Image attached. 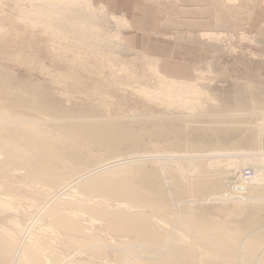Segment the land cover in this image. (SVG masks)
<instances>
[{"label":"rangeland","instance_id":"obj_1","mask_svg":"<svg viewBox=\"0 0 264 264\" xmlns=\"http://www.w3.org/2000/svg\"><path fill=\"white\" fill-rule=\"evenodd\" d=\"M0 27V83L62 111L22 107L17 121L55 123V139L64 123L130 129L107 153L92 146L72 175L136 161L151 183L129 209L80 184L54 196L0 145L3 264L153 262L163 241L188 251V264H264V0H0ZM119 212L162 236L154 254L102 216ZM207 231L226 235L233 259L201 247Z\"/></svg>","mask_w":264,"mask_h":264},{"label":"bare ground","instance_id":"obj_2","mask_svg":"<svg viewBox=\"0 0 264 264\" xmlns=\"http://www.w3.org/2000/svg\"><path fill=\"white\" fill-rule=\"evenodd\" d=\"M34 12L39 11L34 10ZM39 13H44V9L40 10ZM1 81L4 80L1 79L0 82ZM5 81L7 80L5 79ZM2 84L5 83H0V145L5 147V160H8L9 162L12 161L13 163L17 162L18 167L20 164H22V167L26 169L27 175L32 180H35L36 182L38 181L41 184L56 186L57 189L53 192L54 196L66 193L68 190L73 189V187L80 184V190L81 192L84 191L83 193L91 192L96 189H101L106 195L121 196L125 198V202L127 203V209L132 208L133 203L138 205L141 202H145V192L143 191V189L151 190V183L150 181L145 180L142 176H140L141 172H143L141 170V168L143 167L142 164H139L136 161L134 163L133 161H131L132 163L129 162L125 164H120L119 166H116L113 169L111 163L109 165H104L103 167L97 164V166L100 167L98 168L96 166L94 168L96 169V172L92 168L86 173H81L82 175H72L75 172H79L86 169L85 162L82 159L89 156V154H92L91 151L93 152L94 149H92V146L95 147L96 145L97 147H105L106 152V147H108L110 144L115 145V143H117L120 139H126L134 135L132 134L133 131H131L130 129H123L117 131L114 134H111L108 131L113 129H111V127H108L109 125L103 126L100 122H89L87 124L64 123L63 125L60 124V127L58 128L59 130L61 128L59 132L60 134H58V139H55L53 138L54 136L51 137L49 134L51 132V129L56 126L55 123H49L44 120L45 118H41L43 119V121H45H41L42 123H37L39 121L18 122L17 117L19 115V109L22 107H26L27 109L33 112L37 111L41 113L53 112L54 114H58L62 111L60 109L54 108L52 104L50 105V103H47L45 100L43 101V96H40L43 95L41 93L39 95V93L37 92L38 94H33L32 96L28 97L24 95L23 91L21 93L20 91L15 90L17 88L14 89L11 85L8 86L7 84H5V86H3ZM21 89H23V87ZM2 93L3 96H6L2 97ZM123 140H121V142ZM119 143L120 142H118L117 145H119ZM117 145L115 146L117 147ZM100 147H98V149ZM0 172L2 171L0 170ZM255 179L256 176L254 180ZM61 187L66 188V190L64 191V189H62L63 192H60ZM6 188L5 190H7ZM241 188L242 187H240L239 189ZM5 204L6 203H4L3 205L5 206ZM1 205L2 203L0 204V207H2ZM96 214H98V211H96ZM99 216H101V214H99ZM102 216L109 221L112 228L123 230L125 232L132 231V233H135L134 235H136V238H138L141 244H144V242L145 244L149 243L150 246H148L149 244L147 246L151 247L150 253L154 254V252H152L155 251V249H153L154 245L160 244V242L163 241L161 240L162 236H158L155 232H153V230L147 225L146 220L143 219V217L141 218L142 215L140 216L138 213L119 212L110 215L103 213ZM201 218H198L197 215L195 220L192 221V226L194 225L193 228H197L199 231H203L204 229V231H206L207 229L209 230V228L207 227L208 223L212 224V222L207 223ZM61 221L62 222H60V225L65 228H69L74 231H77L79 228L75 223L71 222L70 220H68L69 222L67 220ZM217 225L218 224H216V226ZM215 227L213 226L212 229H215ZM221 231L219 233H222ZM211 232L210 234H207L209 233L207 231L206 233L202 234L203 236L200 239L201 247L211 252V255L212 253L217 257L227 255V257L229 256L230 259H233L237 252L236 250L234 251V248L231 247L229 243L230 240H227L224 237L226 235L224 234L223 236L222 234L216 232L215 235V233ZM163 244L164 241L161 242L159 247H157L158 249L164 248L163 251H157V253H159V251H162L163 253V256L160 259L155 260L153 262H143V260H137L136 263L188 264L189 256L185 254L188 251L182 253L179 252L182 248H179L180 250L177 251V249L172 248V245L163 246ZM186 250L182 251L184 252ZM1 255L0 264H3V262L7 260H5V256L7 258L8 256L7 253L6 255ZM190 257L192 258V256ZM34 258L36 257L34 256ZM34 263L39 264L40 261L37 259Z\"/></svg>","mask_w":264,"mask_h":264},{"label":"built area","instance_id":"obj_3","mask_svg":"<svg viewBox=\"0 0 264 264\" xmlns=\"http://www.w3.org/2000/svg\"><path fill=\"white\" fill-rule=\"evenodd\" d=\"M244 180H251L253 178V173L250 170H245L242 173Z\"/></svg>","mask_w":264,"mask_h":264}]
</instances>
